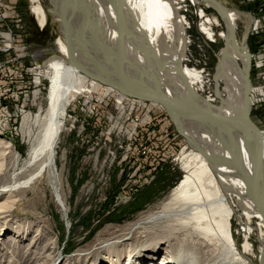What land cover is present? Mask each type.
I'll list each match as a JSON object with an SVG mask.
<instances>
[{
    "label": "rangeland",
    "instance_id": "1",
    "mask_svg": "<svg viewBox=\"0 0 264 264\" xmlns=\"http://www.w3.org/2000/svg\"><path fill=\"white\" fill-rule=\"evenodd\" d=\"M42 1L45 10L52 11L51 1ZM217 1L242 13L233 23L238 43L250 55L248 50L254 52L258 41L250 34L247 13L253 10L252 3ZM31 6L30 0H0V264H130L127 255L117 259L116 254L138 233L117 229L146 225L152 210L161 206L184 175L180 157L189 151L187 142L160 104L126 97L88 78L62 112L57 171L67 208L57 201L47 175L37 179L23 172L31 176L30 184L25 176L17 181L14 157L20 156L21 166L27 138L37 129L35 117L48 106L54 80L49 66L60 60L55 41L64 35L53 14L41 27ZM180 13L188 28L185 63L204 71L202 85L195 86L204 96L213 95V74L226 47L224 21L202 0H184ZM257 70L251 63V116L262 129L264 84ZM47 171L43 169L44 174ZM37 196L42 200L37 201ZM252 223L256 226V219ZM232 224L241 245L246 236L243 226L236 216ZM106 226L110 231L96 240ZM257 235L256 230L251 234L254 260L259 259ZM162 247L161 258L153 249L132 258L133 264L164 263L170 252L165 243Z\"/></svg>",
    "mask_w": 264,
    "mask_h": 264
},
{
    "label": "bare ground",
    "instance_id": "2",
    "mask_svg": "<svg viewBox=\"0 0 264 264\" xmlns=\"http://www.w3.org/2000/svg\"><path fill=\"white\" fill-rule=\"evenodd\" d=\"M30 1L31 12L41 27L51 19L50 14L63 29L64 24H68L73 58L96 77L116 82L124 76L126 85L134 90H139L143 84L147 90L159 91L177 101L199 104L223 115L237 116L245 106L252 109V87L245 77L250 57L238 40L232 42V36L227 40V31L226 47L213 74L214 94L204 96L195 86V83L202 85L204 71L185 63L188 28L187 19L180 13L184 0H50L53 12L49 13L42 0ZM202 1L219 11L224 7L217 0ZM119 3L122 4V21L116 11ZM228 12L230 23L242 15L230 9ZM224 24L227 26L225 21ZM55 46L60 60H54L49 66L54 80L48 106L43 114L35 117L37 129L27 138L29 147L21 166L20 156L14 157L13 173L18 175L17 181L25 176L27 184L31 176L23 172H31L37 179L47 175L57 193V201L67 208L61 174L57 171L62 112L83 82L91 77L70 59L64 35L58 36ZM117 51L123 52L126 59L123 75L116 62ZM91 79L92 84H98V79ZM167 111L194 144L214 157L240 159L243 168L250 173V146L255 135L239 128L240 121L225 131L212 128L200 118L176 108ZM259 132L264 146V128ZM186 147L189 151L180 157L182 179L161 206L152 210L146 225L140 222L117 229L120 233L129 234L133 230L138 233L137 239L116 254L117 259L127 255L128 262L133 264L132 258L150 254L148 251L153 249H158L161 258L165 243L170 256L160 264H264V220L247 194L239 171L227 163L208 160L188 143ZM45 168L48 171L44 174ZM36 200L42 198L37 196ZM234 216L246 235L241 245L233 233ZM253 219H256V226H253ZM141 226V230H135ZM255 230L259 237L258 260L251 257L256 249L251 242ZM109 231V226L101 229L96 240Z\"/></svg>",
    "mask_w": 264,
    "mask_h": 264
},
{
    "label": "water",
    "instance_id": "3",
    "mask_svg": "<svg viewBox=\"0 0 264 264\" xmlns=\"http://www.w3.org/2000/svg\"><path fill=\"white\" fill-rule=\"evenodd\" d=\"M223 18L225 23H227L226 31H227V40L232 36V42L237 41L236 37V30H235V23H230L229 17L230 14L228 12L229 8H225L221 6V11H219L216 7H213ZM121 9L122 4L119 3V5H116V11L117 14L120 16L121 19ZM223 11V12H222ZM122 21V19H121ZM233 22V21H232ZM122 25V24H121ZM233 27V30H232ZM64 38L66 41L67 46L69 47V53L71 54V60L75 64L79 65L81 67V71L87 74L91 78L98 79V81L105 85V86H111L118 90L122 95L126 97L136 98L140 99L142 101H150L153 103L160 104L165 109H173L176 108L178 110H181L182 112L196 116L203 120L204 122L211 125L212 128L218 127L222 130H229V126H235L236 122L239 121L241 123H238L239 128L241 129H247L248 131H251L255 135V140L250 146V161H251V168L250 173L247 172L246 169L243 168L242 164L240 163V159L236 158L235 160H229V159H222L220 157H214L213 155L209 154L203 147H200L196 143L194 144L191 137H189L181 127L178 125L177 121L174 119L173 116L169 115L171 120L176 126L177 131L179 134H181L186 142L189 144V146L193 147L196 151H199L202 153L208 160L220 162V163H227L229 165L234 166L240 174V177L245 183L246 186V192L251 198L253 204L255 205L256 209L259 211L261 216L264 220V146L263 142L260 136V128L257 126V124L254 122L251 116V110H248L247 106L243 109L242 113H240L237 116H228L223 115L221 113H217L211 109L202 107L199 104L190 103V102H184V101H177L174 99H171L164 94H161L159 91L151 90V89H145V86L142 84L141 88L139 90H134L132 87L127 86L125 82V78L119 77V79L116 82H111L110 80L102 79L99 77H96L91 73L88 69L81 66L75 58L72 56V49H71V38L69 36L68 32V24H64ZM231 31V33H230ZM229 33L231 34L229 36ZM245 44V47L247 48V44ZM249 52V50H248ZM250 53V52H249ZM250 56V55H249ZM118 68H120V74H124L125 72V56L123 52L117 51L116 55ZM250 70H251V61L249 64V69L247 70L246 80L250 84V87H252V83L250 80ZM241 124L243 127H241ZM228 133V131H227Z\"/></svg>",
    "mask_w": 264,
    "mask_h": 264
},
{
    "label": "built area",
    "instance_id": "4",
    "mask_svg": "<svg viewBox=\"0 0 264 264\" xmlns=\"http://www.w3.org/2000/svg\"><path fill=\"white\" fill-rule=\"evenodd\" d=\"M247 1L251 2L253 5V10L247 13L249 15L251 24L250 34L251 36L258 37V41L255 43L254 52L249 50L251 55V63L252 65L254 64L257 69L262 70L264 69V0ZM259 70H257V78L259 80H263L260 82L261 84H264V72H260Z\"/></svg>",
    "mask_w": 264,
    "mask_h": 264
},
{
    "label": "trees",
    "instance_id": "5",
    "mask_svg": "<svg viewBox=\"0 0 264 264\" xmlns=\"http://www.w3.org/2000/svg\"><path fill=\"white\" fill-rule=\"evenodd\" d=\"M249 8H250V7H249ZM249 8H248V9H249ZM112 202H114V201H112ZM112 202H111V203H112ZM144 206H145V205L140 206V209H143ZM131 207H134V202H131ZM135 210H138V209H135ZM136 212H137V211H136ZM134 213H135V212H134ZM72 248H73V247H71V249H72Z\"/></svg>",
    "mask_w": 264,
    "mask_h": 264
}]
</instances>
